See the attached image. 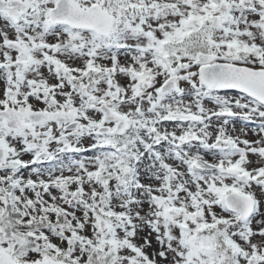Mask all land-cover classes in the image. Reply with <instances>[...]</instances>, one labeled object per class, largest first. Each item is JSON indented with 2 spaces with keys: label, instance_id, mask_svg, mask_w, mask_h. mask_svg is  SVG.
<instances>
[{
  "label": "snow or ice",
  "instance_id": "1",
  "mask_svg": "<svg viewBox=\"0 0 264 264\" xmlns=\"http://www.w3.org/2000/svg\"><path fill=\"white\" fill-rule=\"evenodd\" d=\"M0 264H264V0H0Z\"/></svg>",
  "mask_w": 264,
  "mask_h": 264
}]
</instances>
